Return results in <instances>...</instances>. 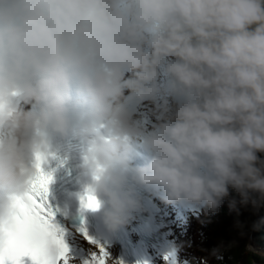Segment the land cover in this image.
Listing matches in <instances>:
<instances>
[{
	"label": "clouds",
	"instance_id": "clouds-1",
	"mask_svg": "<svg viewBox=\"0 0 264 264\" xmlns=\"http://www.w3.org/2000/svg\"><path fill=\"white\" fill-rule=\"evenodd\" d=\"M41 172L56 214L80 218L57 222L76 248L80 229L105 246L85 213L114 234L146 198L212 214L235 192L237 217L258 214L264 0H0V225L13 224ZM262 229L264 216L251 224ZM182 246L163 258L175 249L177 261Z\"/></svg>",
	"mask_w": 264,
	"mask_h": 264
},
{
	"label": "snow or ice",
	"instance_id": "snow-or-ice-1",
	"mask_svg": "<svg viewBox=\"0 0 264 264\" xmlns=\"http://www.w3.org/2000/svg\"><path fill=\"white\" fill-rule=\"evenodd\" d=\"M50 175L40 173L32 191L17 204L18 211L11 226L0 225V264H70V259L79 253L87 255L84 264H105L108 252L105 246L88 236L86 229H80L92 245H99L102 255L76 248L65 238V230L56 222V212L47 199ZM95 198L89 196L86 207L95 208ZM51 242L56 248L55 256L45 255L44 246ZM169 264H176L175 249L166 254ZM119 264H123L122 261Z\"/></svg>",
	"mask_w": 264,
	"mask_h": 264
},
{
	"label": "trees",
	"instance_id": "trees-1",
	"mask_svg": "<svg viewBox=\"0 0 264 264\" xmlns=\"http://www.w3.org/2000/svg\"><path fill=\"white\" fill-rule=\"evenodd\" d=\"M231 195L236 197L235 192H232ZM236 198L238 199V197ZM224 216H225L224 220L229 225L230 224L232 225V228L229 231V233L223 234L220 237V239H217L214 237L217 235L216 233H214L211 238L207 236V238L203 237L200 239V248L202 252H205V251L211 252L214 248L220 249V254L216 253L215 255H213V259H212L214 261L220 260L219 264H223L226 259L228 260V262L233 263L238 258H240L242 255L246 254L247 251L244 250V247H249V238L251 237L252 232H253L251 230V224L255 222L256 220H258L261 216H264V209H261L258 214H253L250 208H247V209L241 208L239 217H237V214L234 211H227L226 215ZM237 219L245 223V230L243 234H241L239 230L235 227ZM246 236L248 237L247 245H246V241H247ZM263 238H264V229L260 231H255L254 241H260ZM231 245L232 246L234 245V248H235L233 252L230 250L232 247ZM240 248L242 250L241 252H239ZM249 253H251V256H248V253H247L245 262L248 261L249 264H257L256 261L259 263L264 262V256L260 255L258 252L251 250ZM229 254L233 255L234 257L237 256L238 258L233 259L229 256Z\"/></svg>",
	"mask_w": 264,
	"mask_h": 264
},
{
	"label": "rangeland",
	"instance_id": "rangeland-1",
	"mask_svg": "<svg viewBox=\"0 0 264 264\" xmlns=\"http://www.w3.org/2000/svg\"><path fill=\"white\" fill-rule=\"evenodd\" d=\"M170 207H171V211L174 214V216L179 217L178 223H179L180 228L184 232L181 234V237H182V239L186 245L187 252L186 251L184 252L183 260H185V259L190 260V261H188L187 264H193V263L199 264L200 262L204 263L205 261H207L210 264V260L213 259V255L210 254L211 252H206V251L202 252L201 251L200 242L198 241V238L200 237V235L205 230H207L208 232H210V234H212L213 231H216L215 233L217 235L214 237L217 239H220V237L223 234L229 233V231L232 228V225L227 224V222L224 220L223 216L220 213L217 215V217L211 218V219H209L208 216L207 217L203 216V217H199V218H193V217H190L186 213V210H182L181 213H177V210L178 211L181 210L178 205H170ZM180 214H185V217L181 218ZM212 214H214V213H212ZM187 216H188V220H187ZM206 222H207V226H209L211 229H205ZM212 235L209 237L211 238ZM246 238H247V241H246V245H247L248 237L246 236ZM250 240H251V237L249 238V247H244V250L247 251L245 255H242L240 258H238L237 256L234 257L233 255L229 254V256L233 259L238 258L233 263L230 262V264H249L248 261L245 262L246 255L248 253V256H251V253H249L251 251L250 248L252 250H255V248H253L252 246L250 247V245H251ZM83 244L85 245V243H83ZM230 250L232 252L235 250L234 245L231 247ZM111 251H113V250H109L108 252L110 253ZM241 251L242 250L240 248L239 252H241ZM218 253L220 254V249H218L217 254ZM201 258H203V260ZM110 260H112V258H110ZM247 260H248V258H247ZM213 261L214 260H211V262L213 264H219L220 260H215L214 262ZM256 263L261 264L257 261H256Z\"/></svg>",
	"mask_w": 264,
	"mask_h": 264
},
{
	"label": "bare ground",
	"instance_id": "bare-ground-1",
	"mask_svg": "<svg viewBox=\"0 0 264 264\" xmlns=\"http://www.w3.org/2000/svg\"><path fill=\"white\" fill-rule=\"evenodd\" d=\"M156 201H157L156 205H152V208H155L159 212L161 211V214L157 218L159 219V222H158L159 226L163 227L165 230L166 243H165V246L156 248L154 250L153 257H154L155 264H169V262L163 258V250L170 243H174L177 245H183L178 252V260L176 261V264H184L182 260L184 257V252L185 251L187 252V248H186L184 241L180 237V231L177 228L176 221L171 216L172 212L170 211V207H169L170 205L164 204L159 199H157ZM215 217H217V215ZM165 221H167V223ZM88 245H92V244L88 243ZM94 246L100 247L99 245H94Z\"/></svg>",
	"mask_w": 264,
	"mask_h": 264
}]
</instances>
